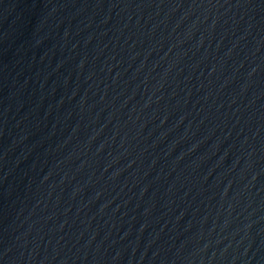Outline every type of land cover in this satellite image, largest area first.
<instances>
[{
    "label": "water",
    "instance_id": "1",
    "mask_svg": "<svg viewBox=\"0 0 264 264\" xmlns=\"http://www.w3.org/2000/svg\"><path fill=\"white\" fill-rule=\"evenodd\" d=\"M0 264H264V0H0Z\"/></svg>",
    "mask_w": 264,
    "mask_h": 264
}]
</instances>
